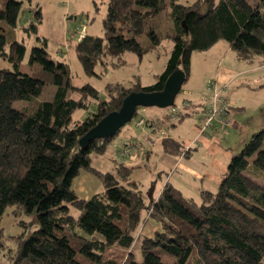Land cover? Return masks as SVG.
<instances>
[{"label": "trees", "instance_id": "trees-1", "mask_svg": "<svg viewBox=\"0 0 264 264\" xmlns=\"http://www.w3.org/2000/svg\"><path fill=\"white\" fill-rule=\"evenodd\" d=\"M1 1L0 23L10 37L8 41L6 28L0 26V60L9 65L0 68V223L10 206L35 215L38 223L21 241L15 264H120L103 259V252L117 246L131 256L138 239L140 260L128 257L126 264H189L194 257V264H264V186L252 179L264 178V129L252 134L232 157L217 189L201 191L198 200L184 198L167 183L157 199L146 203L123 163L112 162L107 171L91 165L92 155H103L115 137L94 140L85 148L78 143L101 118L118 110L130 92L162 90L177 68L188 76L194 51L224 40L239 60L264 59V0H195L189 5L180 0H108L104 37L84 33L74 46L86 75L95 76L97 64L106 67L107 57L118 60L112 65L119 67L124 53L143 56L156 51L164 36L163 26H155L154 20L161 18L167 3L172 49L154 84H107L103 92L89 83L73 85L69 65L52 59L45 39L38 37L42 46L30 50V71H21L26 49L11 37V30L18 27L24 0ZM31 11L29 27L36 33L42 13L33 6ZM142 34L148 36L147 44L138 41ZM46 85L55 87L53 98L38 101ZM218 90L230 119L228 99L223 88ZM15 101L27 104L15 109ZM91 105L95 109L89 116L72 120L77 110ZM173 108L175 104L154 109L163 111L167 122ZM149 122L144 119L143 126ZM163 145L174 147L167 140ZM84 171L104 189L87 199L73 188ZM146 211L160 230L153 237H136ZM75 229L82 240L77 249L70 237Z\"/></svg>", "mask_w": 264, "mask_h": 264}, {"label": "rangeland", "instance_id": "rangeland-1", "mask_svg": "<svg viewBox=\"0 0 264 264\" xmlns=\"http://www.w3.org/2000/svg\"><path fill=\"white\" fill-rule=\"evenodd\" d=\"M194 1L195 0H181V2L185 5L192 4ZM217 1L218 0H216V2ZM0 2L2 1L0 0ZM105 2L106 0H30V2L24 0V12L21 13L20 19L17 22V26L20 28L17 27L15 30H11V37L24 43L26 49L24 59L20 65L21 71L26 73H28L27 71H30V66L28 64L30 50L34 45L42 46V42L37 39L38 37L40 39H45V49L48 54L52 56V59L61 61L64 60L69 65L71 82L75 86H83L84 84L89 83L99 92H103L107 84L119 83L127 88L137 82L142 87L154 84L156 79L155 76L162 73L168 55L172 49V41L167 37L172 34L171 30H169L172 24L167 13L168 3L165 4L161 18L154 20L155 26H163V32H161V34L164 36L159 48L156 51L147 53L143 56H139L131 52L124 53L121 57L124 63L119 67L112 65L118 60L113 59L112 57H107L105 61L107 63L106 67H103L101 64H97L95 66V76H88L84 73L74 46L83 33L90 36L104 37L102 22L107 12V2L106 4ZM32 6L34 8H40L42 13V22L37 24L36 33H32V29L29 27L33 14V11H31ZM0 26L6 28V32L8 34L7 40L9 41V29L5 26V24L0 23ZM23 28L28 29L25 31ZM148 40L149 38L146 34H142L138 37V41L143 45L147 44ZM234 53L235 52L232 49L230 50L228 44L224 40H219L207 50L194 51L192 53L190 59V74L187 76V80L182 86L181 92L174 101L175 109H179L183 115H180L177 112V114L174 115L175 117L167 118V122L173 118L175 119V122H179V116L184 119L191 115L190 118L194 120L198 119L201 107L207 102L204 101V98L199 100L193 97H195V94H201L202 97H208L209 91L210 93H213V89L211 90L207 86L205 88V82L208 80L213 81V73L220 66L232 65L238 70H242V74L232 77L233 82L231 87H228L227 83L225 86L220 85V88H223L222 93L224 96L229 94L233 96V101L237 104V108H239L236 116V123L241 126L249 125L254 128L255 132H251L250 135L264 129V70L260 72H251L249 67H246L243 63V61L247 60L238 61L236 63L233 62V57H235ZM228 60L232 61L229 64H224ZM7 65L6 61L0 60V68ZM238 70L236 71L238 72ZM189 86L192 88V93L187 95L185 93L188 91ZM54 92V86L46 85L40 96L36 99L38 101H49L53 98ZM190 96H192L195 103L191 101ZM185 101H188L191 105H193V107H189V110H187L184 105ZM26 104V101H15L13 102L12 107L15 109H21ZM94 109L95 106L91 105L88 110H77L73 114L72 120L81 121L83 118L89 116ZM154 111L160 110L154 108H139L137 115L114 136L115 138L112 141L115 139H121L123 129L132 128L134 130L137 129V131L140 132V128L145 126H135L136 122H138V118L140 117V119L143 118L144 120L145 117L147 118V116ZM161 112L163 113V111ZM233 112L234 110L231 109L230 113L232 114ZM186 113H188V115H186ZM164 122L167 124L166 120ZM166 137L167 136L162 135V138ZM136 143L139 144L135 145ZM115 145L116 144H113V146ZM130 149H137L138 152L141 153L143 152L144 146L141 142L135 141L129 146L124 145L123 149L115 153L116 150L110 143V147L107 148L103 156L100 157L106 158L107 161L117 162L119 160L116 159V154H121L125 160L129 157L128 153L130 152ZM167 149H169V146ZM134 153H136V151H134ZM91 165L95 166L94 163H91ZM146 172L149 174L150 180L142 184L146 189H143V191L140 189L144 193L143 197L146 203H149V201L154 199L156 193L163 189L164 185L167 183L170 186L172 185L178 192H181L180 194L184 197L196 199L198 196L195 194L190 196V194H187L179 186L175 185V178H172L171 180V174L169 171H162L161 177L158 175L153 176L151 174L152 172L149 170ZM252 179L264 186V178L255 177V179ZM96 180L101 183L99 179ZM73 188L77 190V192H75L78 195V178L73 183ZM196 189H198L199 192L201 190H206L199 188V186H196ZM98 192H100V190L95 193ZM71 213L74 216H77V210L73 208H71ZM144 217V222L142 227L139 228V231L137 230L136 237H153L156 230H160V226L158 223H155L154 220L150 219L148 211H146ZM37 229L38 223L35 219V215L24 212L19 206L8 207L5 210L0 223V264H15V259L17 258L16 256L18 254L21 241ZM80 235L81 233L78 229H75L70 233L71 240L76 246V249L80 247L82 242L79 237ZM138 245L139 239L137 243L135 242L133 244V255L131 256H129L130 254L127 253V250L121 249L117 246H112L104 251L101 257L120 264H126L128 257H132L134 259L139 258L140 260ZM80 256L81 255L78 254V258ZM106 257H108V259ZM192 260L193 262H190L189 264H194L195 257ZM91 264H96V261L91 260Z\"/></svg>", "mask_w": 264, "mask_h": 264}, {"label": "crops", "instance_id": "crops-1", "mask_svg": "<svg viewBox=\"0 0 264 264\" xmlns=\"http://www.w3.org/2000/svg\"><path fill=\"white\" fill-rule=\"evenodd\" d=\"M106 2H108V0H106ZM234 55L233 62L243 61L239 60L235 53ZM231 61L232 60H228L224 64H229ZM243 63L246 67H249L251 72H260L264 70V59L261 57H255L253 61H243ZM236 70L238 69L232 65H222L214 71L213 81L217 82L218 87H220V85L225 86L227 83L228 87H231L233 82L232 77L242 74V70H238V72ZM208 81L204 84L205 88ZM191 91L192 88L189 86L185 94L190 95L192 93ZM208 93V97L195 94L193 98L199 100L204 98V101L208 102L211 94L210 91ZM190 97L191 101L195 103L192 96ZM225 97L228 99L229 105L234 112L232 114L229 113L231 121L230 127L224 132L222 131V133L212 131L207 132L205 136H198L196 127L201 123V119H199V117L201 118V113L198 116L199 120L190 118V115L187 116V118H181L179 122H175L174 120V124L168 125L162 121L164 113L161 111L151 112L147 118L145 117V119H148L150 122L146 124L145 127L140 128V132L132 128L123 129L121 139H115L111 142V146L116 150L115 153L123 149L124 145L129 146L135 141L141 142L144 146L143 152L141 153H139L137 149H130L128 159H123L122 162L130 172L131 180L137 184L138 190L142 189L143 191V189H146L142 184L150 180L149 174L146 172L148 170L152 172L151 174L153 176L158 175L159 177L162 176V171H169L171 180L175 178V185L179 186L187 194H190V196H193V194L198 195L195 200L199 199L202 191L199 192L196 186L210 192H214L217 189V186L222 181L223 175L227 172L230 160L241 150L244 143L251 136L250 133L255 132V129L249 125L241 126L236 123V116L239 108H237V104L234 103L231 94L225 95ZM185 102L187 110H189V107H193L188 101ZM206 106L207 103L201 107V111ZM159 128L167 130V134L165 135L167 136L166 138H162V135L159 134ZM165 140L171 142L174 147L165 149L163 145ZM113 144L116 145L113 146ZM187 146L190 147L188 150H186ZM109 147L110 146H108V148ZM134 151H136V153H134ZM100 156L102 157L103 155L92 156V163L95 164L93 167L101 171L109 170L112 161H107L106 158H101ZM102 189L103 185L89 172H81L78 176V196L80 198L87 199L92 196V194H95L96 191H102ZM74 190L77 192L76 189ZM162 190L163 189L156 193L154 199L159 197ZM142 195H144L143 192ZM184 198L190 199V197Z\"/></svg>", "mask_w": 264, "mask_h": 264}, {"label": "water", "instance_id": "water-1", "mask_svg": "<svg viewBox=\"0 0 264 264\" xmlns=\"http://www.w3.org/2000/svg\"><path fill=\"white\" fill-rule=\"evenodd\" d=\"M183 25H185L184 22ZM186 80L187 76L184 71L177 68L167 77L162 90L130 92L123 98L118 110L101 118L79 139V145L85 148L89 142L94 140L114 137L136 116L139 108L165 109L173 106Z\"/></svg>", "mask_w": 264, "mask_h": 264}, {"label": "built area", "instance_id": "built-area-1", "mask_svg": "<svg viewBox=\"0 0 264 264\" xmlns=\"http://www.w3.org/2000/svg\"><path fill=\"white\" fill-rule=\"evenodd\" d=\"M84 34V33H83ZM81 34V35H83ZM208 88L211 90L213 89L212 95L209 97V100L207 102V106L203 110V119L201 123L196 127L197 134L198 136H205L207 132H212L216 130L217 128L221 127L223 132L227 130L230 125L231 121L227 117L226 114H228L227 111V105L223 103V99L221 97V94L218 90V86L216 82L214 81H209L208 82ZM179 109H172V111L169 113L172 117L179 113ZM138 113V112H137ZM137 115V114H136ZM138 122H136V127H141L140 125H143L144 120L138 119ZM161 135H166L167 130H160L159 131ZM139 143H136L135 145H138ZM190 147L187 146L186 150H188ZM116 159L119 160L117 161L118 163H122L123 157L121 154H116Z\"/></svg>", "mask_w": 264, "mask_h": 264}, {"label": "bare ground", "instance_id": "bare-ground-1", "mask_svg": "<svg viewBox=\"0 0 264 264\" xmlns=\"http://www.w3.org/2000/svg\"><path fill=\"white\" fill-rule=\"evenodd\" d=\"M144 124V123H143ZM141 126V125H140Z\"/></svg>", "mask_w": 264, "mask_h": 264}]
</instances>
